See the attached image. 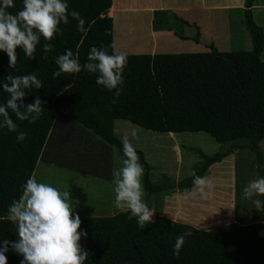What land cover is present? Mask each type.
Wrapping results in <instances>:
<instances>
[{
	"label": "trees",
	"instance_id": "16d2710c",
	"mask_svg": "<svg viewBox=\"0 0 264 264\" xmlns=\"http://www.w3.org/2000/svg\"><path fill=\"white\" fill-rule=\"evenodd\" d=\"M253 1L243 0L244 26L251 39L249 50L220 51L209 42L203 43L207 50L201 52L127 53L125 84L116 103H112L111 92L96 84L95 74L82 69L77 74L52 76L57 70L54 60L65 49H70L82 65L92 46H103L113 53V20L107 15L112 0H68L69 10L84 19V31H78L76 21L69 17L68 24L59 26L60 35L51 41L40 38L32 59L17 47L15 69L8 67L7 54L0 50V84L7 83L9 75L36 74L42 86L24 90L23 104L39 98L43 108L40 118L32 123L17 120L9 110L17 131L25 133L21 142H17L16 132L0 129V241L17 239L7 207L19 198L21 186L50 150L47 139L54 145L61 144L62 153L68 148V158L78 160L75 167L86 163L89 165L84 169L93 167L95 175L108 178L111 147H115L120 161L122 156L121 142L113 135L114 120H126L155 132H205L224 146L211 155L194 149L202 163L176 184L166 175L153 181L150 167L137 149L147 195L189 191L193 176H203L212 163L243 149L252 155L250 166H256V176H264L260 145L264 141V61L260 58L264 30L254 21ZM119 5L120 0H114L113 6ZM22 7V0H14L9 11L15 14ZM115 22L117 25L119 20ZM151 22L154 31H172L179 39L200 42L199 28L193 24L196 32L187 34L185 29L192 24L169 10H154ZM45 44H51L52 51L45 53ZM8 98L0 88V103ZM55 125L59 128L54 131ZM62 153L60 148L55 149L56 157ZM48 160L53 157L48 156ZM258 198L264 201V196ZM80 219V229L87 232L79 241L88 252L85 264H264V211H258L254 221L229 222L212 229L154 216L155 223L140 230L126 211ZM185 232L191 235L185 237L179 255L174 256L175 240ZM5 255L7 264H20L22 257L11 249Z\"/></svg>",
	"mask_w": 264,
	"mask_h": 264
},
{
	"label": "clouds",
	"instance_id": "9594fccd",
	"mask_svg": "<svg viewBox=\"0 0 264 264\" xmlns=\"http://www.w3.org/2000/svg\"><path fill=\"white\" fill-rule=\"evenodd\" d=\"M22 3L23 7L13 14L9 9L14 7V0H0V50L7 54L9 68H16L17 47L22 49L24 56L32 59L40 38L51 41L60 35L59 26L68 24L69 17L76 21L78 31H84V19L75 10H69L68 0H22ZM43 49L45 53L50 52L52 45L45 44ZM54 63L57 70L52 73L53 78L65 73L77 74L83 69L95 74L96 84L113 94L112 103L117 102L125 84L124 69L128 63L124 53L110 54L103 46H92L82 65L70 49H65L63 54L56 56ZM6 80L7 83L0 84V88L9 95L6 103H0V129L16 132V140L21 142L25 133L17 131L9 110L20 121L32 123L39 119L43 112L41 100L36 98L25 106L23 98L26 95L24 90L39 89L42 81L33 73L9 75ZM136 135L132 129L121 139V166L113 170V203L116 208L126 211L129 219L135 218L138 229L143 230L155 223L153 216L156 211L144 199V167L130 140V137L134 140ZM192 184L196 189L190 193L193 197L204 196L213 187L212 182L202 176H193ZM242 196L245 199L264 196V176L250 180L243 187ZM253 204L258 211H264V201L255 199ZM7 217L16 226L17 239L0 241V264H7L5 253L9 249L22 257L20 264H85L88 252L79 241L81 236H87V232L80 229L81 219L69 191L31 176L21 186L19 198L8 205ZM190 235V232H185L176 238L174 256L179 255L185 237Z\"/></svg>",
	"mask_w": 264,
	"mask_h": 264
},
{
	"label": "rangeland",
	"instance_id": "374dc122",
	"mask_svg": "<svg viewBox=\"0 0 264 264\" xmlns=\"http://www.w3.org/2000/svg\"><path fill=\"white\" fill-rule=\"evenodd\" d=\"M125 1L126 0H120V4H124ZM133 1H135L136 4L138 0ZM148 1L152 0H147V2ZM199 3H192L190 5L185 4L184 9L189 10V12L192 13L195 10V6H202ZM211 5L212 6L209 9L204 7V5L201 13L196 12L197 16L201 17V19L198 21H192L193 24L196 22L195 25L200 31L201 40L199 43H195L199 44L196 46L191 45L194 41L191 42L189 39H181L180 41H177L172 37H166L157 38L158 40H155V38H150L151 35L146 32V27L139 16L137 17L134 14H129L124 10H120L118 7V11L117 9H112L113 13L109 10L108 12L115 20H119L117 30L118 33H122L123 36L119 34L118 45L120 47L119 50L124 53L128 51L141 53L143 52L142 48L145 46L151 48L152 51L159 50L158 48L162 46L163 50H161L160 53L201 52L204 47L203 43H208L207 36L209 35V32L212 37L216 39L218 46L221 48L227 47L225 49H232L234 46L235 48L241 47L242 45L240 46L239 43L243 40L240 39L241 34H248L244 26L243 11L240 10L237 12V10L234 9L236 6L233 5V11L223 10L222 12H219V7H217L215 1H213V4ZM256 9H259V7ZM185 10L181 11L179 14L185 15L186 13H189ZM199 10H201V7ZM210 11L212 14L207 15L208 20L205 21V15ZM171 14L177 16L174 12H171ZM210 18H213L214 21H209ZM193 24L185 29L186 33L189 35H193L196 32L195 25ZM224 24H227L226 29H222ZM125 25L128 26V30L125 29L127 28ZM220 25H222V28ZM207 29L209 30L208 32H206ZM129 31L130 33L132 32L130 36ZM171 33L172 31H168L165 35L168 36ZM151 42H153V44ZM157 43L160 44L157 45ZM260 58L264 61V49ZM115 122H117L116 138L120 141L122 139L121 133L125 134L126 132H129L131 128L136 129V138L134 140L130 138V140L136 148H139L137 145L139 143H137L136 140L140 142L139 145L142 152L145 151L143 152L146 157L145 160H149L147 163L151 169L150 177L156 182H158L160 177L163 175L168 176L172 184H176L181 179L190 176L193 173L194 167H197L200 161V157L194 149H198L204 154L211 155L224 148L222 144L217 143L209 134L205 132H182L178 134H171L169 132H153L146 130L126 120H116ZM57 126L58 125H55L54 131L57 130ZM54 135L55 132L53 133V136ZM46 143H50L48 147L51 148L46 152L42 159H39L32 176L40 182L51 184L60 190L69 191L70 199L75 204V210H78L79 213L91 210L93 211L94 209V211L97 210L98 213L110 215L109 213L114 214L115 212L117 213L118 211H123L116 208L113 203L115 194L113 191L114 185L111 180V174L108 178L99 177L95 175L93 167L92 170L90 168L84 169V167L89 165L86 163L81 165L82 167L79 165L75 167L74 162L78 160H70L68 158V153L70 151L68 148H65V151L62 153L61 144L54 145L52 144L53 140L51 139H47ZM260 145L264 151V141H262ZM56 148H60L61 150L62 154L59 157L55 156ZM90 153L91 151L89 154ZM48 156H52L53 160H48ZM112 157L114 160L109 161L108 167L113 172L114 169L121 166V162L118 161L119 164H117L115 151H113ZM178 160L180 161L178 162ZM222 160H220L222 162L219 161L217 165H213V168L216 167L215 169L209 168V170L202 177L207 179L211 178L212 185L214 187L216 183V181H214V174L216 173V170H218V175L216 174L217 176H219L221 172L223 174L225 171L226 175L231 176L232 182H229V180L226 181L225 188L222 187L220 192L217 190L213 191L215 193L219 192L221 195H223V192L230 194L235 189L234 183H237V188L235 189L237 212H235V215H237L236 218H238L247 211L246 207H253V200L259 199L258 197L245 199L242 196L243 187L250 180L258 178L255 171L256 166H250L252 155L247 149L233 151ZM233 160H236V170H234ZM239 160H243L245 163L240 162ZM262 168L264 170V165ZM211 170L215 172L209 176ZM262 175H264V173ZM234 176L235 180L233 181ZM112 179L114 180L113 175ZM165 196L169 195L165 193H157L148 196L145 191L144 199L150 207L155 208L156 213H162V211H164ZM218 197L219 196L213 195L211 198L204 195L200 196L201 200L195 202L193 201V197L189 196L185 201L181 200L179 204H181L183 211H185V217L187 220L191 221L193 219L195 223H198L196 224L197 226L210 229V227L221 226L222 223H218V221H220L223 216L229 218L230 221L233 219L234 212H232V209L231 215L228 211H226L227 213L225 215H222L223 212L220 211L219 204L224 203L225 200H220ZM231 200H233V197ZM194 204H200L203 208L198 209V207ZM205 204L208 206V209L212 208V210H207L204 207ZM257 212L256 214H258Z\"/></svg>",
	"mask_w": 264,
	"mask_h": 264
},
{
	"label": "crops",
	"instance_id": "0c3cea01",
	"mask_svg": "<svg viewBox=\"0 0 264 264\" xmlns=\"http://www.w3.org/2000/svg\"><path fill=\"white\" fill-rule=\"evenodd\" d=\"M213 1H215L217 7H219L218 8L219 12H222L223 10H232L233 11V8H232L233 5L236 6V8H234V9H236L237 12L240 10L243 11V0H200V1L199 0H152V1H148V2H147V0H138L136 4H135V1H133V0H126L125 1L126 3L120 4L119 6H113L114 0H112V4H111L109 11L110 10L112 11V9H117V7H118L120 10H124L125 12H128L129 14H134L137 17L139 16L142 19V22L144 23V25L146 27V32H148V34L151 35L150 38H155V40H158L157 38L172 37L173 39L180 41L181 39H177L178 37H176L173 33H171L170 35L167 36V35H165V33L167 34L168 31H164V30L154 31L153 30L151 21H152V15H153L154 10H157V9L169 10L171 12H174L177 16L180 15L178 17L186 20L188 23L193 24L192 21H198L201 19V17L197 16L196 12L201 13V11H203L204 5H205L204 7H207L209 9L212 6L211 4H213ZM192 3H195V4L199 3L202 6H199V5L195 6L194 12L190 13L189 10H185L184 7H185V4L190 5ZM256 5L260 6V8L255 9ZM200 7H201V10H199ZM183 10L188 11L189 13H186L185 15L179 14ZM117 11H118V9H117ZM252 13H253L254 21L258 25H260L264 30V0H262L261 2L260 1L257 2V0L253 1ZM211 14H212L211 11L208 12L205 15L204 20L207 21L208 20L207 15H211ZM107 15L110 16L113 20V34H112V37H113V45H112L113 53H124V52H121L119 50L120 47L118 45V38L120 35L123 36V34L118 33L117 25L115 22L116 20L112 17V15H110L109 12L107 13ZM194 23L196 24V22H194ZM220 26L222 28V25H220ZM145 27H144V29H145ZM226 27H227V24H224V27L222 29H226ZM131 33L129 31V36L131 35ZM207 39H208V43L213 42V44L216 46V48L220 51L249 50L251 48V39H250L248 34H241L240 39H243V40H242V42H239V43H240V46L241 45L242 46L238 47V48H235V46H234V47H232V49H225L227 47H225V48L219 47L217 42H216V39H214V37H212L210 32H209V35L207 36ZM190 41L192 42V40H190ZM151 43L153 44V42H151ZM159 44L157 43V45H159ZM191 45L196 46L199 44H195V42H193V44H191ZM158 49L159 50L152 51L151 48L145 46L142 48L143 52H141V53L154 54V53H160V51L163 50L162 46H160V48H158ZM202 49H203V51L207 50L204 47ZM127 53L128 54H138L136 52L134 53V52H129V51L125 52L124 54H127ZM115 121L116 120H114V122H113V135L116 137L117 122H115ZM131 130H132V128L129 131H131ZM135 131H136V129H135ZM169 133L178 134V133H173V132H169ZM121 134L123 137L124 134L123 133H121ZM136 142L140 144V142L138 140H136ZM139 144H137L139 146V148H136V149L141 150ZM113 151L116 152V149L114 146L111 147L110 160H114L112 157ZM141 152H142V150H141ZM143 152H145V151H143ZM143 156L146 159L144 153H143ZM116 159H117V164H119L118 161H120V160L117 158V154H116ZM199 160L200 161H199L197 166H199L202 163V160L201 159H199ZM145 161L149 162V160H145ZM222 161H224V160H222ZM222 161H220V162H222ZM239 161L245 163L243 160H239ZM218 162L212 163L208 167L207 171L209 170V168L212 169L214 164L217 165ZM233 164H234V170H236V160H233ZM215 168L216 167H214L213 169H215ZM217 169H218V167H217ZM214 172L215 171L211 170L209 176H211V174H213ZM217 173H218V170H216V173L214 174V178H215L214 181H216L214 187L212 188V190L210 192H206L205 196L212 198L213 195H216V196H219L218 198L220 200H225L224 203L219 204L220 205V211L223 212L222 215H225L227 213L226 211H228V213L231 215V209H232V212H234L233 219L231 221L226 216H223V218L220 221H218V223L220 222V223H222V225L227 224L229 222H236L238 224H243V223L247 222L248 219L254 221L255 219L253 220V217L256 216V212L258 211L257 209L254 208L255 207L254 204H253V207H251V206L246 207L247 211L242 216L236 218L237 215H235V212H237V201H236V196H235V189L237 188V183H234L235 189H234V191H232V193L226 194L223 192V195H221V194H219V192H220L222 187L223 188L226 187V181L229 180V182H232V180H231V176L226 175V171L223 174L221 172L219 176H217L218 175ZM112 175H113V172L111 170V180L113 183ZM209 180L211 181V178ZM234 180H235V176L233 178V181ZM213 190H217L219 192L215 193ZM194 191H196V189L194 188V186H192L189 191H184V192L175 191V192H172L171 194H169V196H165V204H164V209H163L164 211H162V213H156L155 212L154 216H164L170 220H173V221H176L179 223L188 224V225H191V226H193L195 228H199V229H205V228H201V227L197 226L196 224H198V223H195V221L193 219L191 221L187 220L185 217L186 213H185V211H183L181 204H179V202L181 200L185 201L187 197L191 196L190 193L194 192ZM148 196H150V195H148ZM232 197H233V200H231ZM199 200H201L200 195L193 197V201L198 202ZM192 204H193V202H192ZM194 205H196L198 207V209L203 208V206L200 204H194ZM204 207L209 211L212 210V208L208 209V206L206 204ZM75 211H76V213L79 214L80 217L111 216L112 215V213H109L110 215H104L102 213H98L97 210L94 211V209H93V211L91 210V211L82 212V213H79L78 210H75ZM200 219H203V218H200ZM184 220H186V221H184ZM202 225H203V223H202ZM212 228H214V227H210V229H212Z\"/></svg>",
	"mask_w": 264,
	"mask_h": 264
}]
</instances>
